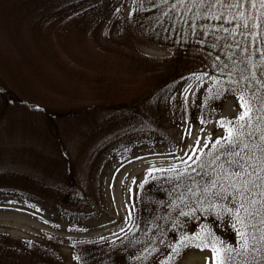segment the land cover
<instances>
[{"label":"rangeland","instance_id":"rangeland-1","mask_svg":"<svg viewBox=\"0 0 264 264\" xmlns=\"http://www.w3.org/2000/svg\"><path fill=\"white\" fill-rule=\"evenodd\" d=\"M131 9L132 0H72L57 10L55 43L67 44L83 60L112 64L123 75L140 70L130 59L138 51L162 64L171 51L136 32ZM29 20L25 16L23 31ZM190 53L207 57L198 49ZM209 82L205 72L194 70L170 85L159 111L146 120L125 116L105 127H99V121L89 125L87 135L73 134L59 144L25 105L2 114L0 245L12 248L7 264H79L77 249L87 264H214L211 247L193 246L172 258L173 248L189 238L199 220L181 221L180 235L169 233L164 225L153 231L146 237L156 243L150 258L136 254L133 247H139L141 237L130 232L139 224L141 201L162 200L179 169L207 152L205 143L210 146L226 135L218 122L232 120L244 110L233 94L213 101L212 111L199 107ZM49 181H66L80 205L43 191ZM238 202L230 197L226 205L233 208ZM207 227L216 243L229 246L239 240L236 223L229 217L215 215Z\"/></svg>","mask_w":264,"mask_h":264},{"label":"trees","instance_id":"trees-1","mask_svg":"<svg viewBox=\"0 0 264 264\" xmlns=\"http://www.w3.org/2000/svg\"><path fill=\"white\" fill-rule=\"evenodd\" d=\"M71 2L0 0V116L25 105L27 110L45 122L50 138L57 144L65 143L73 134L85 136L89 125L99 121V127H105L125 116L146 120L159 111L164 92L170 85L194 70H201L210 78L199 107H208L212 111L213 101L232 95L228 89L238 87L246 97L254 94L257 100L253 107L260 108L259 98L264 96V87H261L264 70L260 59L264 53V8L258 0L254 7L244 3L239 8L229 4L214 5L210 9L194 0H132L130 17L136 32L149 42L168 48L171 56L160 64L138 51V55L130 59L137 61L132 66L140 70L126 75L116 71L112 64L83 60L73 55L67 44L59 46L55 43L52 29L58 22L57 10ZM25 16L30 20L28 28L23 31L21 26ZM242 21L258 26L254 29L238 27ZM192 49L200 50L207 57L194 56L190 53ZM160 65L162 67L158 68ZM229 73H232L231 77ZM241 76L245 79L241 80ZM237 80L239 85L233 83ZM218 92L221 95L218 96ZM261 114V111L254 113L249 131L261 126L256 122V117ZM209 116L205 115L203 121H207ZM258 135L257 131L251 138L253 143L258 142ZM214 143L210 144L207 152L214 151ZM207 152L179 169V174L171 179L170 191L162 200L141 201L137 214L139 224L129 229L135 238L141 237L139 247H133V250L150 258L156 243L146 237H150L153 231H159L164 225L169 233L180 235L181 221L199 220L195 231L188 234L190 246L182 248L185 251L200 244L201 238L212 240L207 222L215 215H222L236 223L239 240L229 246L212 240L216 246L234 248L231 255L235 257V264H264V241L260 239L264 233V225L261 224L264 208L259 203L261 189H253L251 197L257 203L250 204L248 197L238 195L229 181L223 178L224 172L219 166L199 167L201 160L206 164L211 159L205 155ZM228 167L224 165L225 169ZM7 173L15 175L12 171ZM213 181L216 187H212ZM42 189L64 203L80 205L75 191H72L74 188L66 181H49ZM230 197L239 201L236 208L244 203L247 213H240L241 218L248 216L244 222H237V217L226 211L231 209L226 205ZM136 208L133 207L134 211ZM242 231L246 233L249 244L244 250L241 249ZM147 232L151 233L144 236ZM171 243L177 246L178 241ZM1 244L0 264H7V259L13 254L12 248L3 242ZM74 254L79 264H87L81 250L77 249Z\"/></svg>","mask_w":264,"mask_h":264},{"label":"snow or ice","instance_id":"snow-or-ice-1","mask_svg":"<svg viewBox=\"0 0 264 264\" xmlns=\"http://www.w3.org/2000/svg\"><path fill=\"white\" fill-rule=\"evenodd\" d=\"M188 2H193V0H188ZM196 3L206 4L210 9L212 6H224L229 5L232 7H242L244 3H248L250 6H255L257 0H194ZM261 8H264V0H258ZM223 18V17H219ZM243 27L245 29H254L258 25L249 24L247 21H242V24L238 27ZM257 51H260L258 48ZM262 64L261 68L264 70V53L260 57ZM231 77L232 73L228 74ZM241 80L245 77L241 76ZM234 84L239 85L240 81H233ZM261 87H264V82H261ZM228 91L232 92L237 96L239 101V106L244 109L241 114L232 120L225 118L223 121L218 122L222 127H225L226 135L224 137L218 138L212 148L214 151L205 153L206 156H211V159L205 164L203 160L200 161L199 167H212L213 165L219 166L224 172V179L229 181L231 187L236 189L238 195L243 197H248V202L252 205L257 203L256 199L251 197L253 189L259 188L260 205L264 208V96L260 97V108H254L253 104L256 102L257 98L253 94L251 97H246L241 89L230 88ZM217 95H221L220 92ZM261 111V115L256 117V122L261 125L259 128L249 131L248 129L252 127L253 115L255 112ZM203 123V121H201ZM259 135L256 136L258 142L253 143L251 138L256 132ZM245 139L249 142L245 143ZM199 144V140L197 141ZM204 148H209V144L205 143ZM202 150V149H201ZM258 153V155H257ZM191 160L192 157L190 156ZM222 163H218L221 162ZM227 164L229 167L224 168ZM250 169V170H249ZM196 169H192L195 171ZM255 179H252V177ZM180 177L178 176L177 179ZM239 184V187H237ZM212 187H216V182H212ZM191 191V189H189ZM230 216L237 217V222H244L248 216L243 218L240 217V213L243 211L247 213L244 203L240 204L239 208L233 205V208L226 210ZM181 215H186V213H181ZM261 224L264 225V218L261 219ZM247 227V225H245ZM241 249H247L249 247L248 240L246 239V233L241 232ZM261 241H264V233L260 236ZM190 246L189 238L179 242V246L173 248L174 256L173 259L180 254L182 248ZM196 247H211L213 256L216 258V264H235V257L231 255L234 248L217 247L212 240L201 238V243L195 245Z\"/></svg>","mask_w":264,"mask_h":264}]
</instances>
